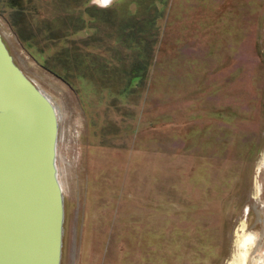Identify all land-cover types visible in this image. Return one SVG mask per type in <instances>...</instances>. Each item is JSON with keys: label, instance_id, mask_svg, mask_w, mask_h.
<instances>
[{"label": "rangeland", "instance_id": "374dc122", "mask_svg": "<svg viewBox=\"0 0 264 264\" xmlns=\"http://www.w3.org/2000/svg\"><path fill=\"white\" fill-rule=\"evenodd\" d=\"M13 2L0 36L58 118L60 264H228L243 222L264 264V0Z\"/></svg>", "mask_w": 264, "mask_h": 264}, {"label": "water", "instance_id": "95a60500", "mask_svg": "<svg viewBox=\"0 0 264 264\" xmlns=\"http://www.w3.org/2000/svg\"><path fill=\"white\" fill-rule=\"evenodd\" d=\"M51 100L0 36V264H60L64 200Z\"/></svg>", "mask_w": 264, "mask_h": 264}, {"label": "bare ground", "instance_id": "6f19581e", "mask_svg": "<svg viewBox=\"0 0 264 264\" xmlns=\"http://www.w3.org/2000/svg\"><path fill=\"white\" fill-rule=\"evenodd\" d=\"M258 166L259 168L264 166V154L262 155ZM236 231L234 254L228 264H262L260 256L251 257V252H254L253 248L255 249L257 245V236L247 230L244 222L240 224Z\"/></svg>", "mask_w": 264, "mask_h": 264}, {"label": "trees", "instance_id": "16d2710c", "mask_svg": "<svg viewBox=\"0 0 264 264\" xmlns=\"http://www.w3.org/2000/svg\"><path fill=\"white\" fill-rule=\"evenodd\" d=\"M14 4H13V6L15 5V0H14V2H13ZM158 17V16H157ZM157 19V18H156ZM153 26V28H156V26L155 25H152ZM68 36H66L65 38H66V40H68V38H67ZM64 38V37H63ZM65 40V41H66ZM89 46H91L90 44H87V45H85V48H87V47H89ZM132 74H133V72H132Z\"/></svg>", "mask_w": 264, "mask_h": 264}, {"label": "clouds", "instance_id": "9594fccd", "mask_svg": "<svg viewBox=\"0 0 264 264\" xmlns=\"http://www.w3.org/2000/svg\"><path fill=\"white\" fill-rule=\"evenodd\" d=\"M99 2L103 3L104 5H108L111 3V0H99Z\"/></svg>", "mask_w": 264, "mask_h": 264}]
</instances>
